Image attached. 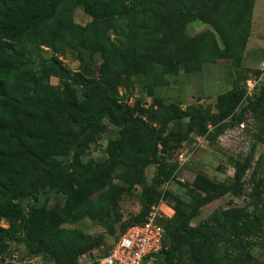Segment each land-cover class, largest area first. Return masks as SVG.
<instances>
[{
    "label": "trees",
    "instance_id": "trees-1",
    "mask_svg": "<svg viewBox=\"0 0 264 264\" xmlns=\"http://www.w3.org/2000/svg\"><path fill=\"white\" fill-rule=\"evenodd\" d=\"M254 2L0 0V223L8 225H0V259L9 242L18 241L30 256L78 264L104 237L87 242L85 231L71 226L112 214L113 223L120 222V199L140 187L142 212L120 235L145 222L161 198L176 202L178 221L161 220L166 235L157 264H264V154L256 159L255 146L230 159L234 176L224 182L197 173L186 186L190 202L163 187L190 164L186 144L195 137L218 140L250 123L258 128L255 142L264 143V84L247 94V80L260 69L250 70L252 76L245 69L241 80L235 74L244 83L218 96L216 113L159 99L148 104L132 92L145 86L153 95L181 71L198 72L219 60L239 68ZM78 7L92 19L85 26L74 22ZM193 20L207 30L190 35ZM44 49L54 54L45 59ZM68 52L80 60L77 71L64 63ZM109 126L118 132L108 140L106 158L86 161ZM182 150L190 155L183 166ZM150 166L156 170L148 182ZM227 194L247 196L262 213L233 207L192 226L205 205Z\"/></svg>",
    "mask_w": 264,
    "mask_h": 264
},
{
    "label": "rangeland",
    "instance_id": "rangeland-1",
    "mask_svg": "<svg viewBox=\"0 0 264 264\" xmlns=\"http://www.w3.org/2000/svg\"><path fill=\"white\" fill-rule=\"evenodd\" d=\"M91 20L92 19L85 14L82 7H78L75 10V24L85 26ZM247 22L249 25L250 37L246 44L242 65L239 68H237L230 60H219L212 64H204V69L198 72L185 73L181 71L179 75L168 78V83L166 85L155 88L153 95L146 90L147 88L145 86L143 89L137 86L132 90V92L135 93L134 95L137 98H144L146 102L148 101V104L155 99H159L165 103L178 104L182 107V109H186V107L190 108L203 106L211 113H216L217 111L215 105L218 96L232 90L236 83H244V81H237L235 74L237 75L238 80H241L240 74L243 75L242 71L249 69V74L252 76L253 72L250 73V70L254 71L259 68L258 66L261 63H264V0H255L251 18L250 20H246V23ZM207 28L208 26L206 24L193 20L189 22L187 32L194 36L198 33L206 31ZM219 42L221 45L220 39ZM53 54V52L47 49H44L42 52V56L45 59L50 58ZM64 63L74 71H77L80 66V60L76 56V53L73 52H68V56L64 60ZM100 63V59L97 58L95 73L97 72ZM52 83L57 85L58 80L54 78L52 79ZM263 84L264 81L259 83V87ZM246 103L247 101L245 100L242 103V106ZM247 125L248 123H246L244 127L241 125L239 127L229 128L218 140L210 141L208 138L195 137L191 142H187L186 148L193 152L190 160L191 162L186 167L177 171V181L164 184L163 187L165 190L172 192L173 196H176L178 199L180 198L183 202H190L191 200L188 196L186 186H191L197 173H203L213 183L224 182L229 177L234 176L233 164L230 162L231 158L236 159L241 156H247L253 146L256 148L254 154L256 159L260 155L264 154V143L255 142V133L258 128L249 123L247 130ZM183 128H185V125H183ZM117 132V128L109 126L102 134V138L99 143L100 146L94 147L91 154L84 157V159L86 161L104 160L106 158L104 149L107 146L108 140L110 138H115L117 136ZM155 170V166L147 168L146 176L148 182L152 181V178L155 175ZM249 176L250 173L247 174V180L249 179ZM246 186L249 188L248 183ZM163 187H161L162 191ZM139 190L140 187H136L133 191L123 194L120 199L118 209L119 213L122 215V220L120 222L113 223L115 215L112 214L109 218L105 217L104 220H85L80 224L71 226L72 228H80L84 230L86 236L88 237L86 239L87 242H91L94 238L99 236L104 237L103 243L97 247L94 254H103L107 252L109 247L117 240L116 238L120 235L124 225L131 222L141 214L143 207L137 197ZM201 193L205 194L204 192ZM46 197L47 196L44 195L41 199L45 200ZM54 198H56V195L53 194L52 199ZM166 203L169 207L163 208V211L172 216L168 218L164 217V220L172 221L171 223L177 222L178 217L175 209L176 202L167 201ZM233 207H247L251 216H254L256 213H262V208H256L251 205L247 196L236 197L233 194H227L224 197L216 199L208 205H205L201 209L199 215L192 221V226H197L202 221H208L214 212L228 210ZM170 208L172 210H170ZM111 223H113L111 228L113 229V232H110L109 230V224ZM0 225L4 228L8 226L3 221ZM7 252L8 254L4 255V259L2 262L0 261V264H8L6 261H10L15 256L17 258H26V260L31 257L28 254L26 244L23 242H9ZM252 253L256 257H261L257 250H254ZM46 264L54 263L46 262Z\"/></svg>",
    "mask_w": 264,
    "mask_h": 264
},
{
    "label": "built area",
    "instance_id": "built-area-1",
    "mask_svg": "<svg viewBox=\"0 0 264 264\" xmlns=\"http://www.w3.org/2000/svg\"><path fill=\"white\" fill-rule=\"evenodd\" d=\"M259 69L261 73L259 76L255 75L247 80V94L250 96L259 83L264 81V63ZM189 158L187 150H182L178 155L181 166ZM166 202L163 197L158 204L153 205L146 221L127 228L113 243L107 254L84 256L80 264H156L157 254L163 249L166 235L161 220L172 216L163 211V208L169 207Z\"/></svg>",
    "mask_w": 264,
    "mask_h": 264
},
{
    "label": "clouds",
    "instance_id": "clouds-1",
    "mask_svg": "<svg viewBox=\"0 0 264 264\" xmlns=\"http://www.w3.org/2000/svg\"><path fill=\"white\" fill-rule=\"evenodd\" d=\"M262 64V63H261ZM261 64L259 65V67L261 66ZM133 100V98H132ZM243 126V125H242ZM244 127V126H243ZM183 168V167H182ZM158 204V203H157ZM156 205V204H155ZM164 220V219H163ZM164 227V226H163ZM158 255V254H157ZM4 258H1L0 261L2 262ZM83 259V258H81ZM80 259V260H81ZM80 260L79 263L80 264ZM85 260V259H84ZM158 260V258H157ZM157 260H156V264H157ZM8 264H46L47 261H45L42 257L40 256H31L29 257L27 260L26 258H17L16 256L14 258H12L10 261H6ZM4 263V262H3Z\"/></svg>",
    "mask_w": 264,
    "mask_h": 264
}]
</instances>
